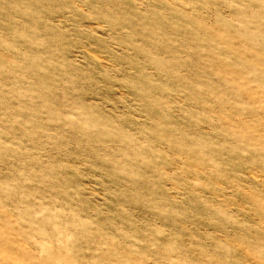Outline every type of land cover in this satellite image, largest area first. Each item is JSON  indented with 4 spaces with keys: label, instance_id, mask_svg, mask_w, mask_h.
<instances>
[{
    "label": "rangeland",
    "instance_id": "374dc122",
    "mask_svg": "<svg viewBox=\"0 0 264 264\" xmlns=\"http://www.w3.org/2000/svg\"><path fill=\"white\" fill-rule=\"evenodd\" d=\"M0 264H264V0H0Z\"/></svg>",
    "mask_w": 264,
    "mask_h": 264
}]
</instances>
